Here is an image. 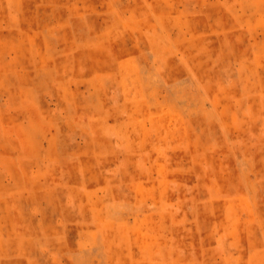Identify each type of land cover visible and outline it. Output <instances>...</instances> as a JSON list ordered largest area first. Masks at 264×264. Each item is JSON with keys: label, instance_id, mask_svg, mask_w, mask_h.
<instances>
[{"label": "rangeland", "instance_id": "rangeland-1", "mask_svg": "<svg viewBox=\"0 0 264 264\" xmlns=\"http://www.w3.org/2000/svg\"><path fill=\"white\" fill-rule=\"evenodd\" d=\"M0 264H264V0H0Z\"/></svg>", "mask_w": 264, "mask_h": 264}]
</instances>
